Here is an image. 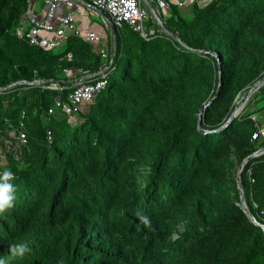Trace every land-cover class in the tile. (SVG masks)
I'll return each instance as SVG.
<instances>
[{
	"label": "trees",
	"instance_id": "1",
	"mask_svg": "<svg viewBox=\"0 0 264 264\" xmlns=\"http://www.w3.org/2000/svg\"><path fill=\"white\" fill-rule=\"evenodd\" d=\"M29 4L0 0V173L10 170L16 187L14 207L0 213V257L8 264H264V228L241 207L237 183L242 162L264 147V131L253 138L264 123V84L228 122L264 77V0L170 4L168 16L154 6L183 42L153 16L146 37L127 23L115 27L107 85L72 116L57 99L66 101L80 77L100 78L111 57L76 35L54 48L18 37ZM207 104L204 132L199 113ZM12 129L24 130L27 143L7 141ZM241 179L264 224V153L246 162ZM13 244L30 251L13 257Z\"/></svg>",
	"mask_w": 264,
	"mask_h": 264
},
{
	"label": "built area",
	"instance_id": "2",
	"mask_svg": "<svg viewBox=\"0 0 264 264\" xmlns=\"http://www.w3.org/2000/svg\"><path fill=\"white\" fill-rule=\"evenodd\" d=\"M152 1V0H149ZM163 11L166 13L169 10L170 4H176L180 7L186 6L188 3L197 1L199 4L208 3L209 0H159ZM46 4L51 10H57L59 2L64 3L67 9L76 11L79 10L80 5L76 0H45ZM93 5L102 11L106 15V23L111 27L114 33L115 27H122L124 23L129 24L135 30L139 31L144 37L147 36L145 22L152 16L149 8L146 6V0H93ZM66 11L58 18V27L55 29V37L49 36V30L45 22L38 25H34L27 29L25 27V20L16 27V35L20 38L28 39L30 44H39L43 47L54 48L59 46L70 35H76L84 38L89 42L101 44L102 35L95 30H87L85 33L80 30L76 25V17L74 11ZM159 16V15H158ZM160 18V16H159ZM161 19V18H160ZM104 58H109L110 53L108 47L105 45L99 50ZM68 58L72 59V54H68ZM110 61L105 68H103L98 74L100 78H95L90 81L79 82L69 93L66 101H61L60 98L56 101V108H60L67 115H74L82 110L83 105L93 100L95 95L107 85L106 71L111 66ZM93 76V75H92ZM43 82V81H42ZM41 82V83H42ZM34 83V82H31ZM55 108L49 109V113H53ZM264 131V123L260 124V130L254 133L253 138L259 135V132ZM49 139L52 138L51 131H48ZM3 135L0 128V159L3 156L5 158V151L3 147ZM12 139L19 141L22 144L27 143L28 137L22 129H12L10 131V141ZM254 221L260 224L264 228V224L258 222L254 217Z\"/></svg>",
	"mask_w": 264,
	"mask_h": 264
},
{
	"label": "crops",
	"instance_id": "3",
	"mask_svg": "<svg viewBox=\"0 0 264 264\" xmlns=\"http://www.w3.org/2000/svg\"><path fill=\"white\" fill-rule=\"evenodd\" d=\"M76 1L80 5L78 11H76L75 8L73 10L67 9L64 3L62 2L58 3V6L56 8L57 10H51L49 6L46 4L45 0H30L29 8L26 12L27 16L25 18V27L29 29L34 25H38L42 22H45L49 30V36L51 38H54L55 37L54 31L58 27V18L61 15H63V13H66V11L69 10L74 12L76 11L75 17H76L77 27L80 28V30L83 31L84 33L87 30H95L99 32L102 35L101 37L103 40L102 43L98 45V50H100L104 45L108 47L110 53L109 56L111 57L112 60V56L115 53L116 41H115V35L112 32L111 27H109L106 23L107 21L106 15L95 6L88 5V3H93V0H76ZM156 4H157L156 6H158L157 8L162 11L164 16H168L169 10L168 13L167 12L165 13L162 9L159 0H156ZM158 9L155 8L157 13L159 12ZM97 18L101 19L103 25L104 23L107 25V28L110 30V32H101V30L98 27V22H96ZM110 35H112V38ZM110 42H112V45L110 44Z\"/></svg>",
	"mask_w": 264,
	"mask_h": 264
},
{
	"label": "water",
	"instance_id": "4",
	"mask_svg": "<svg viewBox=\"0 0 264 264\" xmlns=\"http://www.w3.org/2000/svg\"><path fill=\"white\" fill-rule=\"evenodd\" d=\"M146 3L148 5V8L153 16V18L157 21V23L159 24L160 28L162 29V31L168 33V34H171L174 38L180 40L181 42H183L176 34H173L171 33L167 28L166 26L163 24V21L159 18L158 16V13L157 11L155 10L154 6L151 4V2L149 0H146ZM114 56H112V60L111 62L114 60ZM219 72H220V81H219V84L221 83V76H222V69L221 67H219ZM93 74H88V75H85L83 77H80L77 79L78 82H81L82 80H84L85 78H89V77H92ZM24 81H21L17 84H20V83H23ZM42 81H35L34 83L36 84H40ZM264 84V77H262L261 79H259L256 83H254L246 92L245 94L241 97V99L238 101L235 109L233 110L231 116L229 117L228 119V122H230L231 120H233V118L235 116H237L241 110L244 108V106L246 105L248 99L250 98V96L255 92L257 91L262 85ZM14 85H11L10 87H12ZM212 100L209 101V103L211 102ZM208 103V104H209ZM208 104L206 106L203 107V109L200 111L199 113V128L200 130L206 132L207 130H204L202 127H201V123H200V120H201V117L203 116V113L205 112V109L206 107L208 106ZM264 153V147H262L261 149H259L258 151L252 153L251 155L247 156L245 158V160L242 162L239 170H238V174H237V183H238V187H239V190H240V204H241V207L245 210V212L249 215V217L253 218V214L251 212V210L249 209L248 207V204L246 202V198H245V191H244V185H243V182H242V179H241V173L243 171V168L246 164V162L248 160H250L251 158L253 157H256L260 154Z\"/></svg>",
	"mask_w": 264,
	"mask_h": 264
},
{
	"label": "clouds",
	"instance_id": "5",
	"mask_svg": "<svg viewBox=\"0 0 264 264\" xmlns=\"http://www.w3.org/2000/svg\"><path fill=\"white\" fill-rule=\"evenodd\" d=\"M14 179V174L10 170L6 169L0 173V213H4L14 207L16 201V187L12 183ZM137 217L142 225L151 227V221L148 216L137 213ZM29 251L30 249L26 244H13L10 246V253L13 257H23ZM0 264H8V260L0 257Z\"/></svg>",
	"mask_w": 264,
	"mask_h": 264
},
{
	"label": "rangeland",
	"instance_id": "6",
	"mask_svg": "<svg viewBox=\"0 0 264 264\" xmlns=\"http://www.w3.org/2000/svg\"><path fill=\"white\" fill-rule=\"evenodd\" d=\"M151 2V4L153 5V6H156L157 4H156V0L154 1V0H152V1H150ZM146 6L148 7V5H147V3H146ZM167 13H168V10H167ZM96 22H98V27H99V29L101 30V32H110V30L107 28V25L104 23V25H103V22L101 21V19L100 18H97V21ZM147 24V22H145V25ZM254 117H256L257 118V115H254ZM260 119H262V121L264 120V113H262V115L259 117ZM1 163H3V162H5V158H3V156L1 157Z\"/></svg>",
	"mask_w": 264,
	"mask_h": 264
}]
</instances>
